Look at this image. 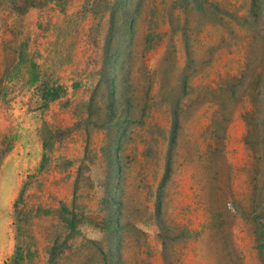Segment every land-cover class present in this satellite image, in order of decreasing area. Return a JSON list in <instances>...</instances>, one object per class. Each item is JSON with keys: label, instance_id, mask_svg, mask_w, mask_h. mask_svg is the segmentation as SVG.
<instances>
[{"label": "rangeland", "instance_id": "obj_1", "mask_svg": "<svg viewBox=\"0 0 264 264\" xmlns=\"http://www.w3.org/2000/svg\"><path fill=\"white\" fill-rule=\"evenodd\" d=\"M0 264H264V0H0Z\"/></svg>", "mask_w": 264, "mask_h": 264}]
</instances>
